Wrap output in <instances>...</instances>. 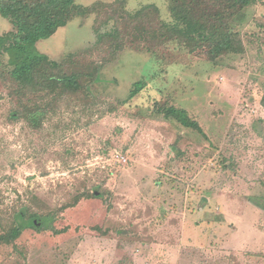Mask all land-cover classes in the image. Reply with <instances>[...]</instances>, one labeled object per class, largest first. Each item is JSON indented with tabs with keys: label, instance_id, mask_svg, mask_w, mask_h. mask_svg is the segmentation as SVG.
<instances>
[{
	"label": "rangeland",
	"instance_id": "rangeland-1",
	"mask_svg": "<svg viewBox=\"0 0 264 264\" xmlns=\"http://www.w3.org/2000/svg\"><path fill=\"white\" fill-rule=\"evenodd\" d=\"M125 3H154L170 19L168 0ZM249 14L239 56L126 47L102 65L90 100L64 97L38 130L10 117L16 100L0 74V232L23 208L50 217L1 244L0 264H264V0ZM94 17L74 16L31 51L84 52ZM12 28L0 15V35ZM165 103L204 133L165 116ZM93 190L101 197L75 203Z\"/></svg>",
	"mask_w": 264,
	"mask_h": 264
},
{
	"label": "trees",
	"instance_id": "trees-1",
	"mask_svg": "<svg viewBox=\"0 0 264 264\" xmlns=\"http://www.w3.org/2000/svg\"><path fill=\"white\" fill-rule=\"evenodd\" d=\"M255 2L168 0L170 19L165 20L154 3L128 11L125 0L96 1L88 6L77 5L74 0H36L33 6L24 0H0V15L9 19L13 27L0 35V74L10 81L9 92L16 100L10 117L22 118L38 130L64 97L90 100V87L99 80L102 65L114 60L126 47L156 51L175 42L189 53L209 47L215 56H239L245 51L241 32L252 19L249 11ZM89 14L95 15V38L84 52L67 53L61 60L32 52L37 41L52 35L74 16ZM110 21L111 27L101 30ZM86 52L97 53L98 59L89 58ZM3 56L6 60H2ZM143 86L144 80L134 82L128 98ZM162 110L183 126L204 133L187 110L167 103ZM101 195L97 190L78 194L75 203ZM47 222L50 217L23 208L11 225L0 232V245L14 243L25 229H40Z\"/></svg>",
	"mask_w": 264,
	"mask_h": 264
}]
</instances>
